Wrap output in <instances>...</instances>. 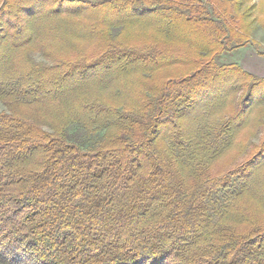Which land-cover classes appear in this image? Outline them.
Wrapping results in <instances>:
<instances>
[{
	"label": "trees",
	"instance_id": "16d2710c",
	"mask_svg": "<svg viewBox=\"0 0 264 264\" xmlns=\"http://www.w3.org/2000/svg\"><path fill=\"white\" fill-rule=\"evenodd\" d=\"M258 24L264 0H0V261L264 264V76L221 60L264 55Z\"/></svg>",
	"mask_w": 264,
	"mask_h": 264
},
{
	"label": "rangeland",
	"instance_id": "374dc122",
	"mask_svg": "<svg viewBox=\"0 0 264 264\" xmlns=\"http://www.w3.org/2000/svg\"><path fill=\"white\" fill-rule=\"evenodd\" d=\"M259 13L262 12H259V10L255 8L252 14L258 15ZM258 25L259 27H257L252 31V37L260 42L261 45L259 48L264 52V24H258ZM257 48L258 47H256V45L254 44L239 47L224 54L221 57V60L237 61L245 69L253 73H256L258 75L264 76V55H260L257 52ZM34 57L38 60L44 59L39 52H36L34 54ZM249 61L252 62L253 64L251 69L246 67L247 66L246 63ZM6 108L7 106L5 105V103L0 99V109H6ZM258 136L259 133L257 134V137L253 138L254 141H257ZM240 186H241V180L236 177V179H234L232 185L228 189H218L214 195H216V197H218L219 199H223L224 197L229 195L228 192L231 193L232 191L238 190ZM0 264H4V263L0 261Z\"/></svg>",
	"mask_w": 264,
	"mask_h": 264
},
{
	"label": "crops",
	"instance_id": "0c3cea01",
	"mask_svg": "<svg viewBox=\"0 0 264 264\" xmlns=\"http://www.w3.org/2000/svg\"><path fill=\"white\" fill-rule=\"evenodd\" d=\"M246 65H247L246 66L247 68H250L251 69L253 64H252V62L249 61V62L246 63Z\"/></svg>",
	"mask_w": 264,
	"mask_h": 264
}]
</instances>
